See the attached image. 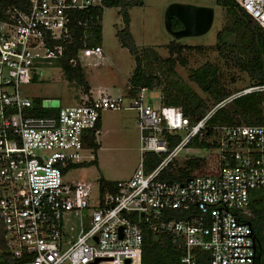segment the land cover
Returning a JSON list of instances; mask_svg holds the SVG:
<instances>
[{
  "label": "built area",
  "instance_id": "1",
  "mask_svg": "<svg viewBox=\"0 0 264 264\" xmlns=\"http://www.w3.org/2000/svg\"><path fill=\"white\" fill-rule=\"evenodd\" d=\"M233 1L264 31V0ZM99 6L101 0H0V264L6 255L20 264H141L139 224L150 219L183 247L180 264H196V252L208 253L209 264H251L252 258L231 257H252V248L235 246L254 245L253 235L229 236L249 235L241 216L247 214L250 193L264 189V126L210 127L209 120L230 101L263 93L264 85L233 94L192 126L179 107L154 108L145 88L134 97L85 96L75 106L51 107V101L47 106L41 100L40 110L54 109V116L33 110L24 87L41 66L64 57L73 16ZM91 56L102 59L101 46L77 50L68 63L81 66V57ZM112 110L137 113L140 162L129 179L116 182L117 193L98 191L92 202L90 187L64 181L63 169L95 160L83 147V135L97 136L101 113ZM207 129L218 131L211 173L182 182L160 180L188 142ZM176 132L184 136L168 151L166 135ZM146 153L167 155L146 172ZM174 210L190 215L159 221L164 211ZM70 214L78 217L75 236L66 226ZM238 218L246 225L236 226Z\"/></svg>",
  "mask_w": 264,
  "mask_h": 264
},
{
  "label": "trees",
  "instance_id": "2",
  "mask_svg": "<svg viewBox=\"0 0 264 264\" xmlns=\"http://www.w3.org/2000/svg\"><path fill=\"white\" fill-rule=\"evenodd\" d=\"M215 4L223 8L231 20L229 26L223 27L218 32L217 43L222 49L228 50L232 49L243 36L247 37V40L239 49V56L236 55L235 57L236 63H238V67L240 66L244 72L248 73L250 85H264V31L233 0H215ZM142 6L143 0H101V6L89 9L79 16L74 15L71 23V44L67 47L64 57L55 61V66L62 70V74L68 82L80 87L83 95L88 96L90 86L82 66L71 67L68 60L75 57L79 49L101 45L103 12L107 8H116L121 17L122 27L116 32L115 37L119 45L127 49L135 60V69L129 78L124 96L134 97L142 88L148 91L159 90L162 105L179 107L192 126L212 108L232 96L233 93L228 92L222 85L217 67L210 63L198 67L189 77L199 90L207 95L209 102L203 101L191 91L176 76L171 67H167L166 71L158 70L161 68L156 70L150 68V63H153V65L159 63L157 62V56L150 50L152 56L149 58L146 56L145 60L142 59L130 32L129 10ZM77 20L80 21L81 25H76ZM172 26L174 30L181 28L180 23L175 19L172 21ZM171 46L176 47L175 44H171ZM145 61H148L149 64ZM36 82L37 77L35 76L32 78V83ZM263 101L264 92L238 97L219 108L210 118L209 126H264V112L261 107ZM40 103V99H32L33 110L38 116L56 115L57 111L54 109L40 110ZM96 128L97 130L100 129V118L97 121ZM183 136V132L167 134L168 151L173 150ZM217 139L218 131L207 129L189 141L184 148L213 152L218 148ZM82 143L83 147L91 149L93 153H96L99 149L97 136L94 135L93 131L83 135ZM166 155L167 153H146L143 159L144 170L146 172L153 170ZM91 163L96 164V161L94 160ZM79 165L84 166L87 163L69 165L66 169H63V173L65 174L69 169ZM207 167V160L204 157H192L183 160L175 157L160 174L159 179L173 183L182 182L195 175L205 174ZM116 182L100 177L98 179L100 196L105 193H117ZM258 191H264V189L250 193L247 214L241 216V219L250 224L254 240L257 243L254 263L264 264V199L257 194ZM194 212L193 210L192 213L194 214ZM189 215V213L179 210L164 211L159 221L181 220ZM158 223L154 219H150L148 222L142 220V223L139 224L142 229L141 264H180L183 247L177 241H174L171 233L161 229ZM3 235L4 233L0 227L1 245L4 243ZM195 261L196 264H209V254L196 252ZM3 264H20V262L6 255Z\"/></svg>",
  "mask_w": 264,
  "mask_h": 264
},
{
  "label": "rangeland",
  "instance_id": "3",
  "mask_svg": "<svg viewBox=\"0 0 264 264\" xmlns=\"http://www.w3.org/2000/svg\"><path fill=\"white\" fill-rule=\"evenodd\" d=\"M175 3L211 8L214 17L211 29L202 36L176 40L165 28L166 9ZM129 16L130 32L142 59L152 56L150 54L152 51L159 63L157 66L155 63L153 65L145 61L150 68L153 70L161 68L158 70L166 71L167 67H171L176 76L203 101L209 102L207 95L202 93L189 77L195 69L205 63L217 67L220 81L228 92L236 94L250 86L248 73L238 67L235 60L247 37L243 36L232 49H222L216 37L223 27L231 24V20L225 10L215 4V0H143V6L130 9ZM101 25L100 46L103 57L102 59L94 56L81 57V66L92 90L107 91L103 94L109 93L113 97L124 96L129 78L135 69V60L127 49L119 45L115 37L116 32L122 27L118 9H105ZM171 44H175L176 47ZM23 91L31 99H40L44 104H47V100L51 101V107L75 106L80 103L81 97H85L80 87L65 79L62 70L55 66V61L41 66L37 82L24 87ZM160 96L159 90L148 91L146 101L154 108H158L162 105ZM261 107L264 112V101ZM136 120L137 113L134 110L103 111L100 135H97L100 148L96 152V164L87 163L69 169L63 180L85 183L90 187L91 201L94 202L98 196L100 177L111 181L130 178L140 162ZM215 155L211 151L183 148L177 158L183 160L204 157L208 165L206 174L211 173L212 167L216 165ZM257 194L264 199V191H258ZM66 226L73 227L74 231L71 234L75 236L79 229L78 217L70 214Z\"/></svg>",
  "mask_w": 264,
  "mask_h": 264
},
{
  "label": "water",
  "instance_id": "4",
  "mask_svg": "<svg viewBox=\"0 0 264 264\" xmlns=\"http://www.w3.org/2000/svg\"><path fill=\"white\" fill-rule=\"evenodd\" d=\"M213 18H214L213 10L209 7L175 3V4H171L166 9L165 28L168 34L172 35L176 40H181L183 38H189V37H198V36H202L206 34L211 29V26L213 24ZM173 19L177 20L180 23L181 25L180 29L178 30L173 29V26H172ZM46 105L48 106L49 103H47ZM220 208H214V209H218L219 211ZM223 210H225L224 207H223ZM83 214H85V211H83ZM141 216H143V213H141ZM233 216L235 218V215ZM238 221H239V218L237 219V222H235L236 226L246 225V224L248 225L249 235L229 236V237H251L250 235L251 234L253 235V232L251 230L250 224L248 223L239 224ZM220 241H221V231H220ZM255 244L256 242L254 240V245L252 246H235V247L252 248L253 256H254V252L256 248ZM253 256L252 257H231V258H252V261H253ZM220 261H221V257H220ZM252 261H251V264H252ZM126 264H128V262H126Z\"/></svg>",
  "mask_w": 264,
  "mask_h": 264
},
{
  "label": "crops",
  "instance_id": "5",
  "mask_svg": "<svg viewBox=\"0 0 264 264\" xmlns=\"http://www.w3.org/2000/svg\"><path fill=\"white\" fill-rule=\"evenodd\" d=\"M104 92H107V91H104ZM102 90H97V91H94L92 90V88L90 87V92H89V95L86 96L88 98H97L100 94H103L104 93ZM104 95V94H103ZM105 95H110L109 93L105 94ZM85 97H81L80 99H83ZM101 125H102V122H101V115H100V129H99V133L98 135H100V131H101ZM98 143V142H97ZM99 148H100V145H99ZM95 155V161L97 162V155L96 153H94ZM84 163H91V162H88V161H85ZM134 173V172H133ZM132 173V174H133ZM132 176V175H131ZM104 179V178H103ZM129 179V178H128ZM106 180V179H105ZM124 180H127V179H124ZM111 181V180H110ZM116 181H120V180H116Z\"/></svg>",
  "mask_w": 264,
  "mask_h": 264
},
{
  "label": "flooded vegetation",
  "instance_id": "6",
  "mask_svg": "<svg viewBox=\"0 0 264 264\" xmlns=\"http://www.w3.org/2000/svg\"><path fill=\"white\" fill-rule=\"evenodd\" d=\"M255 246H256V248H255V250L257 249V243L255 244Z\"/></svg>",
  "mask_w": 264,
  "mask_h": 264
}]
</instances>
